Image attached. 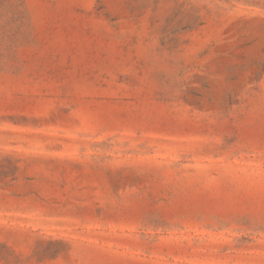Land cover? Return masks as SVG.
Here are the masks:
<instances>
[{
    "label": "rangeland",
    "instance_id": "rangeland-1",
    "mask_svg": "<svg viewBox=\"0 0 264 264\" xmlns=\"http://www.w3.org/2000/svg\"><path fill=\"white\" fill-rule=\"evenodd\" d=\"M0 264H264V0H0Z\"/></svg>",
    "mask_w": 264,
    "mask_h": 264
}]
</instances>
